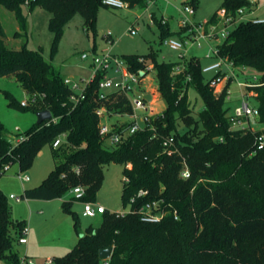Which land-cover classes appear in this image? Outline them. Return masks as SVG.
<instances>
[{"label": "trees", "instance_id": "1", "mask_svg": "<svg viewBox=\"0 0 264 264\" xmlns=\"http://www.w3.org/2000/svg\"><path fill=\"white\" fill-rule=\"evenodd\" d=\"M123 1L129 9H143L151 0ZM102 2L0 0V5L15 14L23 32H17L16 38L27 35L26 9L39 5L49 11V26L57 48L65 26L77 15L83 17L87 29H96ZM191 5L196 8V0ZM243 7L251 4L246 0H224L221 9L236 16ZM218 20L216 13L207 23ZM155 21L162 41L186 30L174 32L170 23L162 24L156 15ZM6 38L0 20V78L13 76L30 96L29 105L24 107L7 93L11 105L34 113L49 110L52 119L21 133L27 136L23 142L11 138L0 121V171L14 164L21 171L29 170L45 146L53 149L55 140L66 135L61 147L53 149L54 169L40 186L25 190L22 197L51 201L82 185L86 189L84 200L96 202L104 182V167L117 163L126 166L124 206L128 207L139 191H148L133 206L162 199L171 211L158 223H145L138 214L120 216L107 211L101 225L89 227L72 252L55 259L57 264H264V150L257 149V136L264 134V23L240 22L218 45L220 56L236 68H253L259 73L258 86L247 90L258 103L261 130H230L227 101L233 78L217 91L211 84L214 77L206 78L197 56L166 62L159 61L153 52L150 58L166 108L152 117L151 127L123 138L117 145L106 144L100 135L96 111L105 108L111 115H131L133 110L126 95L111 92L101 98L100 73L87 87L85 98L75 104L71 100L74 92L65 84V77L41 50L27 44L11 49ZM122 58L134 72L145 67L146 59L141 62L140 55ZM180 64L184 69L175 74L174 69ZM191 89L204 103L199 112L190 99ZM170 137L174 138L176 151L167 150L164 145ZM185 165L189 178L182 177ZM70 203L66 202L64 209L73 215L77 228L79 217ZM25 227V221L12 219L8 198L0 191V260L21 264L14 244ZM108 247H113V253L104 260L100 252Z\"/></svg>", "mask_w": 264, "mask_h": 264}, {"label": "rangeland", "instance_id": "2", "mask_svg": "<svg viewBox=\"0 0 264 264\" xmlns=\"http://www.w3.org/2000/svg\"><path fill=\"white\" fill-rule=\"evenodd\" d=\"M192 2L193 0H157L147 9L113 10L103 6L98 14L96 29H87L83 17L77 15L65 26L64 33L57 43V48H54V34L49 26L52 15L39 5L31 10L26 9L29 23L26 36L15 37L17 32H22L21 28L15 14L2 5H0V20L7 34L5 42L9 48L20 49L23 44H27L29 48L41 50L45 59L53 64L55 70L62 76H69L79 81L83 78L84 80L90 79L88 71L90 65L88 61L82 59V54L91 53L95 51L94 48H97L98 53H102L104 49L113 47V52L120 57L130 54L140 55L146 59L148 64H153L150 58V54L153 52L156 53L159 61H179L180 52L172 50L162 41L159 26L157 23L150 24L149 15L155 13L159 19L162 16L168 18L171 28L177 30L182 18L179 9L186 4L194 7L191 5ZM196 2L195 14L189 18L194 24L203 25L221 10L224 0H196ZM260 4H264V0H261ZM139 15L140 19L137 20ZM133 26L138 30L136 34L129 32L130 27ZM108 33L112 34V43L105 38ZM206 51H208L206 45L200 48L194 46L186 59L196 55L204 67L208 66L214 60H207L204 57ZM234 75L231 95L227 101L229 116L233 115L234 109L240 106L243 100L252 107L258 105L254 97L242 95L238 81L251 80L260 76L259 73L253 68L237 67L234 69ZM205 76L207 79H212L214 72L206 73ZM142 84V86L133 85L136 92L144 94L148 90L153 94L152 103L155 111L164 110L166 103L161 98L158 87L157 89L152 87V84H157L155 68L142 81ZM217 88L218 90L221 89L220 86ZM7 93L21 103L29 100L30 96L13 76L0 78V121L4 124L8 135L15 139L13 134L24 133L37 124V116L32 110L13 107ZM189 95L195 105V110L197 112L203 110L204 103L198 93L191 89ZM139 116H142V113L139 112ZM102 121L108 125L126 127L131 124L132 119L129 115H111L109 118L104 117ZM252 129L254 131L262 129L258 119L252 124ZM106 144L109 145L108 142ZM53 149L50 146H45L29 170L21 171L19 165L14 164L0 176V191L8 198L12 219L15 221L25 219L28 230L34 228L40 234L42 242L40 249L47 256L30 257L34 264H37L38 259L46 264L50 259L55 260L69 254L89 227L97 228L102 223V215L84 216L83 203L73 200L71 190L61 199L51 201L33 200L30 203V200L22 197L25 190L40 186L54 169L56 161L53 156ZM125 168V165L117 163H110L104 167V182L97 194L96 203L103 205L113 213L128 209L124 206L123 201ZM19 174L28 175L30 181L22 183ZM11 195L21 197L20 201L11 199ZM66 202H71V210L79 217L77 228L73 215L64 209ZM41 209H43V213H39ZM31 215H34L32 221L30 220ZM12 233L14 235V231ZM60 247H64L63 251L58 250ZM14 249L18 251L20 257L23 258L26 255L25 246L18 242H15ZM4 264L7 263L4 262Z\"/></svg>", "mask_w": 264, "mask_h": 264}, {"label": "built area", "instance_id": "3", "mask_svg": "<svg viewBox=\"0 0 264 264\" xmlns=\"http://www.w3.org/2000/svg\"><path fill=\"white\" fill-rule=\"evenodd\" d=\"M157 0H151L147 6L150 7L151 4H155ZM251 4V6L256 2V0H246ZM104 7L113 9V10H123L128 9L129 6L123 0H103L102 2ZM146 8V9H147ZM251 7H243L237 11L236 16H229L225 9H221L218 12L219 20L217 23L209 24L205 23L203 25L194 24L189 16L195 14L194 7L190 5H184L181 7L180 13L182 18L180 20V26L183 29H186L184 35L181 39H176L173 37L165 39L164 43L169 46L172 50L180 52V60L184 61L188 56L189 52L192 50V47H202L207 45L209 50L205 55L206 58H212L214 60L208 66L203 67V72L209 73L214 72V78L211 81V84L216 87H219L222 84H226L230 78L235 79L234 69L236 68L233 63L222 58L219 54L218 45L222 44L230 35L234 26L243 21H252L256 24L264 23V19L260 18H251L248 15V11ZM140 17H137V20ZM150 24H156L155 14L151 13L149 15ZM160 22L164 25L169 23V19L162 16ZM129 32L136 34L138 32L137 28L130 27ZM106 40H109L112 43V34L108 33L105 36ZM215 43V44H213ZM82 59L84 61L91 60V76L90 79L84 80L81 79L76 81L72 78L66 77L64 82L70 87L74 92L71 96V100L77 104L85 98V93L87 87L90 83L98 76L102 74V80L99 84L100 86V97L104 98L111 92H120L126 95L132 106V114L129 117L132 119V122L129 126L126 127H117L115 125H108L103 123V118H109L111 114L105 108L97 109L96 113L100 119L99 129L100 135L103 139L111 145H117L122 141L123 138L131 136L137 132L144 131L145 129L151 127V119L158 112L155 111L154 104L144 100L138 96L139 92H136V89L133 85L142 86V81L149 76V74L154 70V64L145 63V67L137 72H134L130 69L129 65L124 61V59L113 52L112 48H107L102 51V53L91 52L83 53ZM144 61L143 58L140 60ZM184 67L182 64L178 65L174 69V73H180L183 71ZM225 74L224 76H218L219 74ZM153 85V84H152ZM238 85L241 89L247 90L251 87L258 86V78L254 77L251 81H238ZM153 87V86H152ZM143 94V93H142ZM144 94H151L146 92ZM152 100H153V94ZM231 95V89L228 90V99ZM245 97H251L250 93L243 94ZM24 107L29 105L28 100L22 103ZM139 112L142 113V116H139ZM124 116V115H120ZM259 117L258 107H252L248 102L243 100V103L240 106H237L234 109L233 115L229 116L231 128L230 130H253L252 124L257 121ZM256 119V120H255ZM143 123V125H142ZM21 134V133H20ZM66 135H61L53 143V148L58 149L64 143ZM27 139V136L21 134L18 137H15L16 142H23ZM164 145L167 150L176 151L175 141L173 137H170L164 141ZM173 149V150H172ZM257 149L264 150V134L257 136ZM10 168L6 166L4 171H0V176L8 171ZM79 174L80 171L78 170ZM183 178L190 177V171L187 165L182 172ZM19 179L24 182L29 181L28 175L19 174ZM148 191H139V193L132 197L129 201L128 209L122 212H116L120 216H125L128 214H138L141 218V221L145 223H158L162 221L167 215L171 213L170 210L166 209L164 206V200H150L143 204L140 207L133 206L136 204V199L144 198L147 196ZM71 195L74 201L83 203L84 206V216L87 217H96L97 215H103L108 210L101 204L91 201H85L84 197L86 195V189L82 185H78L71 189ZM12 199L20 201L21 197H16L15 195L11 196ZM175 219L179 218L177 211L173 212ZM28 235L29 230L26 226L23 229L22 236L19 238V244L26 245L28 244ZM21 264H34L33 260L25 255L23 258L20 257ZM46 264H57L54 259H50Z\"/></svg>", "mask_w": 264, "mask_h": 264}, {"label": "crops", "instance_id": "4", "mask_svg": "<svg viewBox=\"0 0 264 264\" xmlns=\"http://www.w3.org/2000/svg\"><path fill=\"white\" fill-rule=\"evenodd\" d=\"M260 1L261 0H256V2L251 6L250 10L248 11V15L251 17V18H260V19H264V4H260ZM155 14V13H154ZM156 15V14H155ZM157 16V15H156ZM138 17V16H137ZM140 17V15H139ZM208 21H206L205 23H207ZM204 23V24H205ZM172 29V28H171ZM181 30V26L179 27V29L177 30H174L172 29V31L174 32H179ZM184 33L182 35H176L174 36L173 38H176V39H181L183 37ZM215 44V43H213ZM207 46V45H206ZM208 47V46H207ZM95 49V52H97V48H94ZM209 50V48H208ZM208 53V51H206L205 55ZM193 56H196V55H193ZM205 57V56H204ZM206 58V57H205ZM207 60H213L212 58L208 59L206 58ZM201 61V60H200ZM89 62V74L91 76V60H88ZM202 63V62H201ZM204 67V66H203ZM65 78L68 77V78H71L69 76H64ZM84 79V78H83ZM245 81H248V79H246ZM225 86V84H222L220 85L221 89H219V91L222 90V88ZM240 87V86H239ZM157 89V84H153V89ZM231 89V88H230ZM148 91V90H147ZM240 91L242 92V95L245 94V93H248V90H243V89H240ZM149 92V91H148ZM250 95H252L250 93ZM230 98V97H229ZM14 135V134H13ZM41 153V152H40ZM39 153V154H40ZM30 178V177H29ZM30 181V179H29ZM12 196V195H11ZM12 199V198H11ZM61 199V198H60ZM31 201L33 200H30V203ZM39 213H43V209L39 210ZM33 216L34 215H31L30 217V220L32 221L33 219ZM23 221H26L25 219ZM25 246V251H26V255H28L29 257H44L45 253L40 249L42 248V242H41V238H40V234L37 232V230H35L34 228H31L30 231H29V235H28V244L26 245H23ZM63 248L64 247H60L58 248V250L60 251H63ZM31 255H34V256H31ZM47 256V255H45ZM4 262H6L7 264H10L8 261L6 260H0V264H4ZM37 264H43V261L39 260L37 261Z\"/></svg>", "mask_w": 264, "mask_h": 264}, {"label": "water", "instance_id": "5", "mask_svg": "<svg viewBox=\"0 0 264 264\" xmlns=\"http://www.w3.org/2000/svg\"><path fill=\"white\" fill-rule=\"evenodd\" d=\"M138 96L143 98L144 100L151 102L152 95L151 94H142L138 93ZM37 116V124H42L44 122H48L52 119V114L49 110H43L36 113ZM113 247H108L106 249L101 250L100 256L102 259L107 260L112 256Z\"/></svg>", "mask_w": 264, "mask_h": 264}]
</instances>
